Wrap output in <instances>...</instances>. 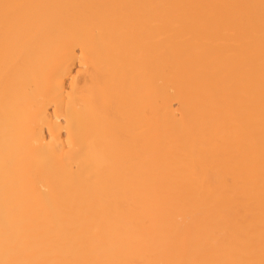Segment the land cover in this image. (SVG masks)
<instances>
[{"label":"bare ground","instance_id":"1","mask_svg":"<svg viewBox=\"0 0 264 264\" xmlns=\"http://www.w3.org/2000/svg\"><path fill=\"white\" fill-rule=\"evenodd\" d=\"M0 264H264V0H0Z\"/></svg>","mask_w":264,"mask_h":264},{"label":"rangeland","instance_id":"2","mask_svg":"<svg viewBox=\"0 0 264 264\" xmlns=\"http://www.w3.org/2000/svg\"><path fill=\"white\" fill-rule=\"evenodd\" d=\"M79 68V65L76 64L74 67H73V74H76V71L78 70Z\"/></svg>","mask_w":264,"mask_h":264}]
</instances>
